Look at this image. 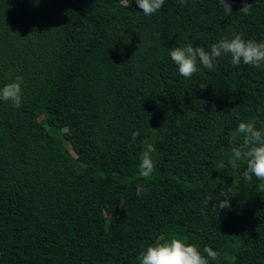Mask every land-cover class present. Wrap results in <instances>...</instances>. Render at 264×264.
<instances>
[{
    "label": "trees",
    "instance_id": "obj_1",
    "mask_svg": "<svg viewBox=\"0 0 264 264\" xmlns=\"http://www.w3.org/2000/svg\"><path fill=\"white\" fill-rule=\"evenodd\" d=\"M226 2L0 0V86L24 79L20 107L0 101V264H138L173 234L217 251L209 264H264V182L236 221L257 179L228 164L239 123L264 125V62L225 55L187 79L169 54L264 41V0Z\"/></svg>",
    "mask_w": 264,
    "mask_h": 264
},
{
    "label": "clouds",
    "instance_id": "obj_2",
    "mask_svg": "<svg viewBox=\"0 0 264 264\" xmlns=\"http://www.w3.org/2000/svg\"><path fill=\"white\" fill-rule=\"evenodd\" d=\"M179 2L184 5L187 0H179ZM136 3L144 15L150 16L161 10L165 0H136ZM220 4L228 15H232L231 3L220 0ZM251 10V3H245L239 11L249 15ZM169 54L178 66L179 74L190 79L199 71V65H203L208 70H214L217 61L225 55L231 56V63L234 66L238 67L243 62L260 67L264 62V41L246 40L242 34H235L230 39L225 37L212 43L209 49L188 43L185 46L173 47ZM23 84V76L17 75L15 79H10V82L0 86V101H10L15 107H20L23 99ZM237 134L242 136V142L232 148L228 164L236 167L238 162H243L246 169L243 170L242 175L246 181H251L255 177L264 182V125L256 127L254 123L242 121L238 125ZM139 136V130L132 133L133 143ZM151 151L149 147L140 158L139 174L145 178L151 177L156 168ZM212 199L213 197L209 195L204 202L205 205ZM213 207H218L220 210L230 209V199L216 201ZM218 255V252L211 247H205L201 252L195 244L173 234L169 239L157 240L149 245L140 252L137 261L138 264H209V258L216 260Z\"/></svg>",
    "mask_w": 264,
    "mask_h": 264
},
{
    "label": "rangeland",
    "instance_id": "obj_3",
    "mask_svg": "<svg viewBox=\"0 0 264 264\" xmlns=\"http://www.w3.org/2000/svg\"><path fill=\"white\" fill-rule=\"evenodd\" d=\"M261 182L260 180H255L253 183H251L249 186H248V189L245 191V193L243 194V196L241 195V199L240 202L238 204H236V221H237V218L240 216V215H245L247 214L248 212H250V208H251V195H250V190H252V188H258L260 187L261 185ZM240 225L243 224V221L241 219H238V222ZM166 239H169V236H164L162 238V240H166Z\"/></svg>",
    "mask_w": 264,
    "mask_h": 264
}]
</instances>
